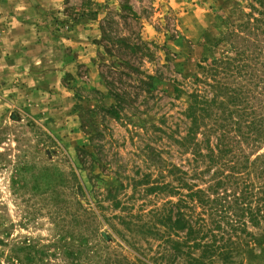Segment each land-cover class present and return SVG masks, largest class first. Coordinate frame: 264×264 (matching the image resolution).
<instances>
[{"label": "rangeland", "instance_id": "374dc122", "mask_svg": "<svg viewBox=\"0 0 264 264\" xmlns=\"http://www.w3.org/2000/svg\"><path fill=\"white\" fill-rule=\"evenodd\" d=\"M122 1L0 0V264H153L162 244L137 222L190 192L215 197L212 172L230 169L195 165L194 142L206 152L222 138L224 161L231 137L242 161L264 156V132L248 144L231 131V106L255 108L264 126V0H128L134 17ZM243 21L256 34L235 29ZM231 56L253 76L235 81L248 102L231 101ZM194 92L207 110L183 147ZM247 226L212 264H264V226Z\"/></svg>", "mask_w": 264, "mask_h": 264}, {"label": "trees", "instance_id": "16d2710c", "mask_svg": "<svg viewBox=\"0 0 264 264\" xmlns=\"http://www.w3.org/2000/svg\"><path fill=\"white\" fill-rule=\"evenodd\" d=\"M121 10L129 11L133 17L136 16L135 13L131 12L132 7L128 0H124L120 4ZM254 20H258V17H253ZM248 21V20H247ZM246 21V22H247ZM246 22H241L235 25V29H244L248 25V31L250 34H256L252 32V28ZM120 40H123L122 38ZM137 43H132L130 47L134 50L138 47ZM129 47V48H130ZM222 60L214 59L212 61L213 72H217L219 69L226 70L222 66L224 61H228L225 58ZM224 60V61H223ZM244 66L240 65L238 62H234L231 56V101H237L238 99H243L248 102L247 88L245 84H236L235 81L246 78L248 85L254 82L251 73L244 75ZM230 73H227L229 76ZM148 80L151 76H145ZM140 80L145 81L143 78ZM195 81H199L195 78ZM106 85L110 91L111 96L115 101H118L120 90L112 89L111 85L105 80ZM149 85L151 83L149 82ZM224 84L221 83L222 90ZM227 87V85H226ZM225 87V88H226ZM196 92L191 93V105L190 114L193 119L191 126H189V137L183 140H175L183 147H188V142H193V137L197 130V121L199 116L203 118L204 111L207 108L203 107L201 101L198 98ZM214 100V98H212ZM234 101V102H235ZM207 102H205L206 104ZM116 104L111 106V111H114ZM109 110V109H106ZM199 111L200 115H197ZM237 112L236 118L233 113ZM255 108H246L240 106H231V131L236 132L238 136L242 137V142L251 143L258 142L261 138V133L264 132V126L262 122H257L254 118ZM192 124L194 126H192ZM188 141V142H186ZM220 137L216 138V144H210L209 139L203 141L206 152H203L199 148L198 144L191 146L193 151L194 159L192 160L195 165L199 163H205L206 168L210 169L216 165L230 166L227 172L215 170L212 172L219 173L221 175L214 184L209 186V189L216 191V196L209 198L204 197V191L190 192V195L180 198L177 202L172 203L167 202L164 210H156L153 212V218L148 221L137 222L138 229L143 230V233L152 235L153 239L156 238L159 243L162 244V252L159 254L155 253L152 258L153 264H161L163 260H166L163 264H173L168 261H179L178 264H212L217 258L216 256L222 255V257L227 256V250H224L231 244V250H236L242 243L243 236L249 234L247 231V224L252 226H257L263 224L264 226V156L257 159L255 162L249 163V160L244 162L240 158V152H235V148H239V139L231 137V160H223V156H226L229 144H226ZM203 147V146H202ZM219 155H217V153ZM229 157V155L227 156ZM158 159H160L158 157ZM228 161V162H227ZM229 162L231 164H229ZM245 163V164H244ZM193 176L196 177L202 171L197 169V166H193ZM173 168L178 169L173 165ZM173 168L168 171L174 175L177 181H181V184H186L185 177L188 172L179 170L176 173ZM206 170V169H205ZM184 174L186 176H184ZM255 174V176H254ZM256 178H261V182H256ZM169 187L168 184H153L151 190L164 189ZM227 187H230L229 191ZM172 188V187H171ZM222 189L221 192L217 191ZM198 198L201 202L203 209L210 213H206L207 217L201 216V213L195 212L192 205L188 203L191 197ZM187 198V199H185ZM208 204V205H207ZM212 226H209V225ZM231 236V237H230ZM200 247L202 253L196 258L191 256L189 252ZM149 264V263H146Z\"/></svg>", "mask_w": 264, "mask_h": 264}]
</instances>
